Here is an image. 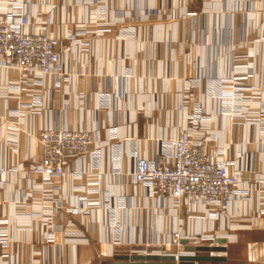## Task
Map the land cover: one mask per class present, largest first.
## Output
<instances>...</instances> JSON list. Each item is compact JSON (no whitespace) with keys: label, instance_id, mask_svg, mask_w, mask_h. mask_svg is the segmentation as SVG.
Wrapping results in <instances>:
<instances>
[{"label":"crops","instance_id":"crops-1","mask_svg":"<svg viewBox=\"0 0 264 264\" xmlns=\"http://www.w3.org/2000/svg\"><path fill=\"white\" fill-rule=\"evenodd\" d=\"M22 2L33 21L42 20L59 37L67 71L43 76L31 94H23L12 83L14 71L0 65V160L14 169L0 187V220L12 225L15 237V221L39 222L38 214L33 222V215L17 213L16 206L62 200L73 208L57 222L64 229L75 221L90 242L65 245L61 230L52 244L62 253L72 248L78 264L85 249L111 257L138 243L166 245L181 225L186 232L207 230L227 238V251L206 254L225 255L228 264H264L263 3L112 0L102 11L83 0H0V17ZM220 79L250 83L239 95H260L245 102L258 115L255 120L233 115L229 103L221 105L216 94H230L233 87H220ZM187 87L195 100L186 112L178 105ZM197 105L202 116L195 136L203 133L219 157L250 175L242 183L251 189L249 197L234 199L220 219L186 220L175 201L136 189L132 176L134 158H152L161 141L169 146ZM47 125L93 129V147L100 149L72 159V167L84 174L56 181L51 195H43L40 179L30 181L20 166L41 155L40 131Z\"/></svg>","mask_w":264,"mask_h":264},{"label":"built area","instance_id":"built-area-1","mask_svg":"<svg viewBox=\"0 0 264 264\" xmlns=\"http://www.w3.org/2000/svg\"><path fill=\"white\" fill-rule=\"evenodd\" d=\"M83 1L105 11L107 4L112 0ZM260 1L264 5V0ZM39 21L37 23L32 20L24 2L12 5L9 11L0 17V65L14 71L11 77L12 83L24 94H28L29 88L39 83L43 76L67 71L63 53L57 47L59 37L42 27L43 21ZM69 37L76 38V34H70ZM230 82H235V79L219 80V85L227 86ZM236 89L235 92L239 95L241 90ZM219 93L216 95L221 99V105L224 107L230 99L225 93ZM194 100L191 87H187L184 89L183 99L178 108L187 112L191 101ZM232 107L230 109H233ZM242 107L238 109L236 106V112ZM200 114L202 109L197 105L189 113L188 124L181 129L179 135L169 146L165 141H161L152 158L144 155L135 157L132 176L136 189L143 188L148 195L156 199L175 201L179 208L184 203L193 205L195 208L199 204L218 217L219 214L225 213L234 199L240 196L249 197L251 189L242 187V183L247 182L250 175H243L233 169L234 161L230 158L219 157L211 149L209 140L203 133L195 136L196 132L193 129L200 127ZM95 142L96 133L93 129L47 125L40 131L41 155L31 159L28 165L21 163V170L27 173L26 177L30 181L40 179V192L43 195H51L58 190L56 181L63 180L68 174L75 176L84 174V169L72 167L71 160L84 155L92 148L91 151L98 153L100 149L93 147ZM3 160H0V187L4 186L14 171ZM42 205L46 208L44 217L49 215V219L44 220L39 217L38 221L43 222L41 226L38 222L35 226L27 228L26 232L24 231L25 237L29 238L31 244H34L32 238L38 236L45 237L49 243H54L56 232L61 230L65 231V245L77 247L79 244L90 242L86 232L75 221H69L64 229L57 222L58 216L64 215L73 206L66 205L62 200L57 202L43 200ZM79 207L85 208L83 205ZM40 212L35 211L38 215H41ZM184 238H188L191 243H202L216 238V235L204 234L203 231L190 233L186 232L182 226H176L166 246L175 254L177 260L181 254L186 253L182 243ZM13 239L8 227L4 226L0 220V246L13 251L14 242H16ZM134 239L137 240L136 234ZM146 244L163 246L158 242ZM71 249L67 248V251L62 253L60 249L55 248L54 256L51 259L47 258L43 264H78ZM65 254H70L69 258L66 259ZM113 254L112 251L111 256ZM10 256L12 261L14 255L10 254ZM1 258H4V255ZM10 264H15L14 259Z\"/></svg>","mask_w":264,"mask_h":264},{"label":"rangeland","instance_id":"rangeland-1","mask_svg":"<svg viewBox=\"0 0 264 264\" xmlns=\"http://www.w3.org/2000/svg\"><path fill=\"white\" fill-rule=\"evenodd\" d=\"M70 34H75V33H70ZM68 34V37L69 35ZM75 40V39H74ZM76 41V40H75ZM65 56V53H64ZM200 63L195 62V75L199 76L201 74L200 72ZM198 79V78H197ZM221 80V79H220ZM224 80V79H223ZM242 82L239 81H235V82H230L229 84H227V86H231L233 87V92L232 93H225V95L230 99V101H228L229 105L234 109H230L231 113L235 116H240V117H244V118H248V119H256L258 117V115L255 113H253L254 111H249L248 109H245V102H251V99H255L256 97H260V95L258 94H240L237 95L236 94V88L241 89L244 86H248V84L250 83H246V85L241 84ZM245 84V83H244ZM30 90H34L32 87L29 88ZM24 94V93H23ZM26 94V93H25ZM28 94H31L30 91H28ZM220 93H218L217 95H219ZM216 95V96H217ZM240 97V98H239ZM248 97L250 99H248ZM239 98V99H238ZM217 99L219 100V102L221 103V99L217 97ZM238 99L237 101H234ZM242 102H244V104H242ZM243 105V107H242ZM236 106L238 109H240L242 107L241 110H237L236 112ZM260 107L262 109V111L264 112V103L261 102ZM202 116V114H200ZM199 205V204H198ZM197 205V206H198ZM202 207V209H198V207H193V205H188L186 203H184L181 207V215H183V218H186V220L194 218V217H212L214 219H220L222 214H219L218 217H216L215 215L211 214L210 211H207L204 209V207L202 205H200ZM16 211L17 213H21V214H26L29 213L31 215H33L31 217V219L33 220V222L35 221V211H41V215H38V218H44V213L46 214V208L42 205L40 207H29L27 204L25 205H18L16 206ZM39 213V214H40ZM27 215V216H28ZM43 222H39V226H41ZM2 224L4 226H7L8 229L10 230L11 234H13V240H16V242H14V250L11 251L10 249L7 248H1L0 249V264H3L4 262H8L13 263V259H14V263L15 264H43V262L47 261V258L51 259L54 255L53 252H55V247L52 243L47 242V239L45 237H33L32 240H34V244H31V242L29 241V238L25 237V233L27 228L30 227V225H32L31 222L29 221H15L13 227L15 228L16 232H17V237H15V231H13L14 229L12 228V225H10L8 223V221L2 222ZM30 224V225H29ZM33 226H35V222L33 224ZM32 226V227H33ZM182 226V225H181ZM183 227V226H182ZM185 229V228H184ZM19 230V231H18ZM203 233H212L215 235L214 232L211 231H207L204 230ZM18 235H20V237H18ZM56 240H59L56 239ZM55 240V241H56ZM54 241V242H55ZM51 244L53 245V248L51 247ZM10 254L14 255V258H12V261L10 259ZM4 258H1L3 257ZM62 255V254H61ZM70 254H65L66 259L69 258ZM64 256V255H62ZM79 259H80V264H91V263H99L102 262L103 260L109 259L111 257H106V256H102L99 255L98 252H96L95 250L92 249H85L83 252L79 253ZM82 261V262H81Z\"/></svg>","mask_w":264,"mask_h":264},{"label":"water","instance_id":"water-1","mask_svg":"<svg viewBox=\"0 0 264 264\" xmlns=\"http://www.w3.org/2000/svg\"><path fill=\"white\" fill-rule=\"evenodd\" d=\"M186 253L176 259L166 245L134 244L111 258L91 264H228L225 255H211L204 252H225L228 250L227 238L216 237L202 243H191L188 238L182 239Z\"/></svg>","mask_w":264,"mask_h":264}]
</instances>
